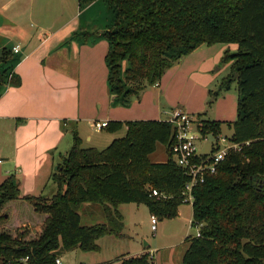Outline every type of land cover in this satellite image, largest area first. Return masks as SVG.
<instances>
[{
	"label": "trees",
	"instance_id": "16d2710c",
	"mask_svg": "<svg viewBox=\"0 0 264 264\" xmlns=\"http://www.w3.org/2000/svg\"><path fill=\"white\" fill-rule=\"evenodd\" d=\"M95 1L78 0L79 7ZM105 1L116 15L102 33L109 43L107 84L115 105L130 106L202 45H237V51L223 56L234 73L212 95L218 97L236 81L238 116L232 122L198 117V128L217 136L226 126L242 147L230 150L217 172L193 188L198 233L187 237L182 262L264 264V0ZM87 35L95 33H73L84 41ZM18 61L13 49L1 50L0 97L8 86L21 84ZM123 128L125 135L103 149L83 147L74 129L70 150L50 176L57 185L50 197L21 196L15 174L0 183V264H55L63 251H98L101 237L122 234V203L145 204L160 221L178 216L189 177L173 158L175 129L164 119L112 120L105 129ZM159 142L168 160L152 162ZM83 215L95 222L82 224ZM117 261L106 264H153L148 252Z\"/></svg>",
	"mask_w": 264,
	"mask_h": 264
},
{
	"label": "crops",
	"instance_id": "0c3cea01",
	"mask_svg": "<svg viewBox=\"0 0 264 264\" xmlns=\"http://www.w3.org/2000/svg\"><path fill=\"white\" fill-rule=\"evenodd\" d=\"M115 16L105 0L83 9L78 0H0V32L16 34L11 44L0 37V52L20 46L15 74L21 79L0 97V151H8L0 164L10 161L1 182L17 175L21 196L43 195L55 153L70 143L74 129L79 133L82 121H110L95 118V104L112 98L105 59L109 43L102 33ZM81 30L95 35L88 41L73 37Z\"/></svg>",
	"mask_w": 264,
	"mask_h": 264
},
{
	"label": "rangeland",
	"instance_id": "374dc122",
	"mask_svg": "<svg viewBox=\"0 0 264 264\" xmlns=\"http://www.w3.org/2000/svg\"><path fill=\"white\" fill-rule=\"evenodd\" d=\"M96 25L101 24L98 22L95 27ZM0 37L8 40L10 44L16 41V34L12 32L2 31ZM227 50L235 52L237 45L222 42L200 46L168 69L160 82L152 86L148 85L139 97L133 98L130 106L115 105L111 97L98 101L95 104L98 117L96 113L95 118L110 121L148 118L165 120L176 110L181 109L197 118L206 117L229 122L236 120L239 98L237 82L234 81L229 90L221 91L218 97L214 98L212 95V92L220 89L223 79L234 73L232 62L223 61ZM93 123L94 121L84 120L79 124L83 147L103 149L113 139L121 138L126 133L125 128L114 133L106 129L97 131ZM72 127L70 124L68 128L70 135ZM223 132L230 134L231 130L224 126ZM88 135L92 136V141H88ZM70 140L67 146L60 149L62 153H55L54 169L61 162V156L70 150L73 143L72 136ZM212 146L211 142L201 139L197 142V152L206 154L210 152ZM7 152L5 147L3 153L0 151V157H5ZM150 159L152 162L167 161L168 153L165 145L161 142L157 143V148L150 155ZM9 162L5 160L4 164H0V183L6 174L5 169L9 166ZM46 185L43 195L52 196L57 191V185L52 180ZM119 210L124 216L125 224L120 236L101 237L98 240L100 246L98 251L85 252L79 248L63 251L61 254L63 264H106L117 260L120 263L123 258L131 257L129 253L136 255L145 250L150 254L153 264H183L182 259L189 246L187 237L198 233V227L194 223L192 203L181 205L177 217L159 220L158 230L155 232L151 229V213L145 204L122 203L119 205ZM22 213L25 215L24 210ZM99 220L103 218L100 217ZM94 222L92 218L83 215L82 224L89 225Z\"/></svg>",
	"mask_w": 264,
	"mask_h": 264
},
{
	"label": "built area",
	"instance_id": "2783aa9c",
	"mask_svg": "<svg viewBox=\"0 0 264 264\" xmlns=\"http://www.w3.org/2000/svg\"><path fill=\"white\" fill-rule=\"evenodd\" d=\"M15 53L20 51V46L13 47ZM175 129V140L172 145V153L175 162L181 166L189 177L183 190V197L186 203L194 202L193 188L206 180L208 175L215 174L219 164L226 158L232 149L241 150L242 144L230 139V134L222 131L217 136L213 134L203 135L198 128V118L181 109L176 110L171 116L165 119ZM108 121H95V130L105 129ZM213 135V138L210 137ZM205 140L212 143L210 152L199 154L197 152V142ZM153 195L159 196L157 189H152ZM158 218L151 215V229L157 231ZM28 256L23 259L27 262ZM55 264H63L62 257L55 259Z\"/></svg>",
	"mask_w": 264,
	"mask_h": 264
},
{
	"label": "water",
	"instance_id": "95a60500",
	"mask_svg": "<svg viewBox=\"0 0 264 264\" xmlns=\"http://www.w3.org/2000/svg\"><path fill=\"white\" fill-rule=\"evenodd\" d=\"M210 137L213 138V135L212 136L210 135ZM57 169H58V165L55 166V170H57Z\"/></svg>",
	"mask_w": 264,
	"mask_h": 264
}]
</instances>
